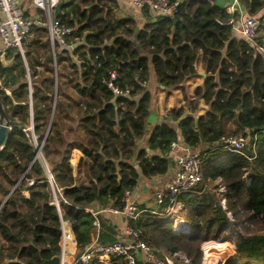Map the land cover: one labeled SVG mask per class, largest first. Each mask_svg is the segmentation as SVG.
I'll return each instance as SVG.
<instances>
[{
	"label": "trees",
	"instance_id": "trees-1",
	"mask_svg": "<svg viewBox=\"0 0 264 264\" xmlns=\"http://www.w3.org/2000/svg\"><path fill=\"white\" fill-rule=\"evenodd\" d=\"M118 1L59 0L55 16L72 30L65 45L54 43V57L47 28L31 26L23 41L31 89L19 52L8 53L11 64L0 62V78L12 86L10 95L0 89L1 116L11 126L0 149V264H43L58 255L61 218L71 223L81 253L96 231L85 207L122 209L124 191L140 176L167 172L170 143L178 138L201 154L202 180L178 196L192 234L173 232L168 216L149 212L130 218L129 226L159 256L157 249L181 252L189 264H200L202 243L213 239L235 246L223 264H264V51L256 47L264 49V37L252 46L212 0H186L174 19L147 8L138 17L117 16ZM240 2L246 14H264V0ZM198 60L206 75L193 94L206 109L195 115L188 100V110H174L177 129L150 123L146 84L155 79L167 90L181 89L198 77ZM111 71L123 94L106 87ZM30 121L46 165L23 131ZM226 134L249 136L250 143L241 153L228 150L219 143ZM73 150L80 152L75 171ZM218 178L223 194L213 186ZM99 224L98 242H112L114 229L102 219ZM213 246L228 250V243Z\"/></svg>",
	"mask_w": 264,
	"mask_h": 264
},
{
	"label": "built area",
	"instance_id": "built-area-1",
	"mask_svg": "<svg viewBox=\"0 0 264 264\" xmlns=\"http://www.w3.org/2000/svg\"><path fill=\"white\" fill-rule=\"evenodd\" d=\"M133 5L138 9H149L152 13L159 14L162 17L175 16L179 12V6L186 0H131ZM59 3V0H32V4L42 10L44 14V20L41 22L27 19L17 5L15 0H0V12L3 16L0 17V56L6 55L10 49H17L19 53L24 57L25 49L23 41L27 37L30 28L33 24L40 23L44 25L49 34L50 45L52 54L54 57V43L57 42L60 45L66 44V37L70 34L72 28L61 25L55 16V7ZM225 11L228 14V24H232L241 38L254 45V41L257 38L258 30L261 25V18L259 16H250L246 14L240 0H230V3L226 5ZM236 18V19H235ZM261 52L264 49L258 46ZM54 66L57 67L55 58ZM28 74V84L30 89L29 71L26 66ZM56 76V75H55ZM117 74L114 71L109 72V78L105 81L106 87L116 94H123L120 88L115 84ZM128 90L125 91L127 93ZM8 130H11V126L8 125ZM23 131L29 132L31 141L34 144L35 149L40 148L43 141L39 144L38 138L33 131L32 121L29 125L23 128ZM219 143L226 149L237 151L241 153V150L245 147L247 140L246 137L239 134H226L219 138ZM170 149L175 153V171L173 175L165 182V184L157 188L153 192L154 202L160 207L159 211H154L156 215H168L172 222L174 232L179 235L188 236L191 235L192 230L190 223L183 220L180 216V211L183 210V204L178 200V196L190 189L194 188L202 180L201 171V154L200 150H194L183 142L182 139L174 140L170 143ZM48 174V181L51 183L50 172ZM249 179H246L248 182ZM32 181L29 182L31 184ZM217 194H223L226 191L225 186L221 183V179H217ZM131 191L125 190L123 194L124 206L122 209H113L116 212L122 213L127 218H136L138 210L135 203L130 199ZM55 198V205L59 208L57 198ZM220 205L223 209H226V199L221 197ZM86 212H90L94 220L93 226L98 228L99 223L95 218L96 212L90 209H86ZM227 216L232 221L233 217L230 212H227ZM70 227V222L60 219L61 235L59 240L60 257L59 264H89L92 260H95L97 264H113L115 259H122L128 264H174L173 258H165L158 256L153 248L147 245L140 238V231L128 226L125 229L124 237L115 239L113 242L101 244L98 242L97 237L93 238L83 249V251L74 259L69 260L67 257L72 253L69 251L68 245L75 243L73 231ZM214 240H207L203 243L202 260L200 264H208L212 251L205 250L204 246ZM230 251H218L216 254V260L218 264H223L231 255L235 253V246L230 244ZM174 258L180 259L183 263L189 264L188 258L181 252L173 254Z\"/></svg>",
	"mask_w": 264,
	"mask_h": 264
},
{
	"label": "crops",
	"instance_id": "crops-1",
	"mask_svg": "<svg viewBox=\"0 0 264 264\" xmlns=\"http://www.w3.org/2000/svg\"><path fill=\"white\" fill-rule=\"evenodd\" d=\"M15 1H16L17 5L21 8V10L23 11V13H24V15H25V17L27 19H31V20H34V21L36 20L38 22H41V21L44 20V14H43L42 10H40L37 7H35L32 4V0H15ZM212 1H214L215 3H217L218 5H220L222 7H225L226 5H228L230 3V0H212ZM118 5H119L120 13L123 16H126V15H131L133 17L141 16V10L138 9L137 7H135L133 5V3H132L131 0H119L118 1ZM39 14H42L43 17L40 18ZM2 16H3V13L0 12V17H2ZM259 34L260 35H263V33H259ZM23 45H25V43H23ZM70 46H68V48ZM24 49L26 51V48H24ZM9 52L10 53H15V52H19V51L17 49H10V50H8L7 53H6V55H5V57H4V59L5 60H9L10 62L8 64H4L3 62L0 61L4 65H9V64L12 63V58L9 57V55H8ZM21 57L23 59V62H24L25 68H26L27 63H26V60H25V56L23 57L21 55ZM28 71H29V69H28ZM201 74L204 75L203 73H201ZM26 79H27V82H28V74H27ZM147 84H148V86L152 87L154 84H156L155 79H152ZM11 87H12L11 85H4L3 82H2V79L0 78V89H3L6 94L10 95V93H11ZM158 87H160L162 90L166 89V88H163V87H161L159 85H158ZM30 89H31V86H30ZM147 91L151 92V89L149 88V89H147ZM29 120H30V118H29ZM157 122H160L161 123V122H163V120L162 121L161 120L160 121L158 120ZM166 123L170 127L177 129V122L176 121L173 124H169L167 121H166ZM178 139H181V138H178ZM74 157H76L75 162H72L71 159H73ZM79 158H80V152L78 150H73L72 153H71L70 163H71L72 168H73L74 171L76 170V166L78 164ZM169 158L171 159L172 163L169 166V169L167 170V172L165 174L155 175V176H153L151 178H146L144 176H140L139 179H138V181H137V184L131 190L130 199L132 200L133 203H135V205L137 207V210H138L137 217L139 215H141L142 213H144V212L152 213V215L158 216V217H167L168 216V215H161V216H159V215L153 214L154 211H159L160 210V207L154 202L153 192L157 188L162 187L165 184V182L173 175V173L175 171V167H174V165H175V153L172 152V151H170ZM44 165H46L45 161H44ZM46 169H47V172H48L49 170H48L47 166H46ZM213 186H217V181H215L213 183ZM23 193H24L25 196H28L27 190H24ZM85 208L86 209H90L93 212H96L95 218L97 219L98 223H99V219H102L104 221V224L109 225V226H111L114 229V233H113L114 240L117 239V238H120V237L121 238L124 237V235H125L124 232H125V229L129 226L128 220L130 218H127L122 213H119V212L114 211L113 209H115V207L111 206V204H109V205H107L105 207H100L97 203H92L91 205L86 206ZM180 216L182 217L183 220H185L188 223H190L186 219V217H185L184 205H183V210L180 211ZM136 218H134V219H136ZM168 220L170 222L171 229L173 230L172 222L169 219V217H168ZM99 226H100V224H99ZM70 227H72L71 226V223H70ZM190 227H191V230L193 231V228L191 226V223H190ZM71 229L73 231V228H71ZM94 229L96 231H95V233H93V232L91 233V240L93 238L97 237V231H98L99 227L98 228L94 227ZM173 232H174V230H173ZM73 236H75L74 231H73ZM74 239H75V243H70L68 245L69 251H72V253L70 255H68V257H67L69 260L74 259L75 256L77 257L78 254H80L79 253V250L77 248L76 238L74 237ZM208 240H213V239H208ZM143 241L146 242L145 240H143ZM225 242L228 243V250L227 251H230V247L229 246L232 243H230L229 241H225ZM108 243H110V242H108ZM203 243L201 245L202 251H203ZM147 245H149V244L147 243ZM210 245H213V243H211ZM210 245H209V248H210ZM149 246H151V245H149ZM209 248H207L206 250H208ZM157 250L158 251H162V255L160 257H162L163 259H165L166 257L167 258L170 257V258H173L174 259L173 260L174 261V264H178V263L185 264L180 259H178L177 257L176 258L172 257L173 254L172 255H168L167 252H165L164 249H157ZM215 256L216 255H214V257H211L209 261L214 260V264H218ZM94 263L97 264L95 260H94L93 264ZM114 263L115 262H113V264Z\"/></svg>",
	"mask_w": 264,
	"mask_h": 264
},
{
	"label": "rangeland",
	"instance_id": "rangeland-1",
	"mask_svg": "<svg viewBox=\"0 0 264 264\" xmlns=\"http://www.w3.org/2000/svg\"><path fill=\"white\" fill-rule=\"evenodd\" d=\"M116 14H117V16H123V15H121L119 8L116 10ZM39 16H40V18L43 17L42 14H39ZM259 17L261 18V25L262 26H260L261 29L258 30L257 38L253 42L254 45L259 43L258 37L259 38H261L260 36H262V38L264 37V14L263 15L261 14ZM259 33H263V35H260ZM80 42H82V41H77V43H80ZM256 47L259 51H262L259 49L258 46H256ZM24 48H26L25 45H24ZM72 48H73V45H71L69 47L70 50ZM57 68H59V65L57 66ZM195 68H196L198 77L189 80V82H187V84L181 89H171V90L164 89V90H162L160 87H158L157 84H154L152 87H150V86H148V84H146L145 89L146 90L149 88L151 89V99H152L151 100V106H152L151 112H153L154 115L156 116L155 123L158 120L159 121L163 120V122L167 121L169 124H173L175 122V120L172 119L174 110H177L179 107H183L184 109L188 110L190 108V105L188 104V100H191V106L196 105V107L194 109L195 115L202 113L204 111V109H206V105H204L203 101L198 96L193 94L194 88L197 85L202 84L203 77L206 75V73L204 71L203 63L200 60H198L195 63ZM40 69L41 68H38V70H40ZM201 73H203L204 75H202ZM67 88L69 91H75L72 89L71 84H68ZM228 125H230V123H228ZM246 140H247V144L249 145L250 137L247 136ZM38 158L44 163V157H42L41 153L38 155ZM75 159H76V157L71 159V161L75 162ZM215 241H217V240H215ZM214 243L223 244V243H225V241L224 242L218 241V242H214ZM208 264H214V260L209 261Z\"/></svg>",
	"mask_w": 264,
	"mask_h": 264
},
{
	"label": "water",
	"instance_id": "water-1",
	"mask_svg": "<svg viewBox=\"0 0 264 264\" xmlns=\"http://www.w3.org/2000/svg\"><path fill=\"white\" fill-rule=\"evenodd\" d=\"M61 13V4L58 3L55 7V14L58 15ZM174 19V18H173ZM139 29V27H136V31ZM5 55L0 56V61L3 62L4 64H8L10 61L4 59ZM2 113V107L0 104V149L3 147L4 141L6 139V135L9 132L8 130V123L4 122L1 116ZM148 121L150 123H155L156 121V116L154 115L153 112H150L148 116ZM41 153L40 148L35 149V158L38 157V155ZM169 159V158H168ZM60 262V257L58 255L53 256L49 259H46L43 261V264H59Z\"/></svg>",
	"mask_w": 264,
	"mask_h": 264
},
{
	"label": "bare ground",
	"instance_id": "bare-ground-1",
	"mask_svg": "<svg viewBox=\"0 0 264 264\" xmlns=\"http://www.w3.org/2000/svg\"><path fill=\"white\" fill-rule=\"evenodd\" d=\"M211 243H214V242H210L208 244H211ZM227 242L223 243V244H226ZM216 244V243H214ZM223 244H216V245H223ZM207 245V244H206ZM205 247V246H204ZM207 251H212L211 252V255H216V254H219L218 251H220V248L218 246H214V247H211L210 245V248L207 250ZM216 257V256H215Z\"/></svg>",
	"mask_w": 264,
	"mask_h": 264
}]
</instances>
